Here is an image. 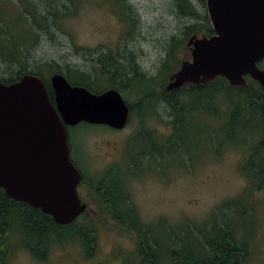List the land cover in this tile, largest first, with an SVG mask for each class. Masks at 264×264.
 Instances as JSON below:
<instances>
[{"label":"rangeland","instance_id":"1","mask_svg":"<svg viewBox=\"0 0 264 264\" xmlns=\"http://www.w3.org/2000/svg\"><path fill=\"white\" fill-rule=\"evenodd\" d=\"M4 1L0 5V17L7 21V31L21 40L28 27L27 20L20 15L25 0ZM37 1L40 0H26L27 8H33V2ZM54 1L60 16L64 12L69 14L61 19L59 30L53 28L51 34L41 33L29 58L30 68L56 61L62 66L72 64L90 70L89 60L98 54L113 52L128 57V65L132 58V64L138 65L148 78L154 77L161 83L168 77L159 89L169 94L166 87L170 77L182 62L191 60V52L186 47L191 35L188 38L184 35L190 20L178 13L170 0H126L130 7L122 2H118L122 7H116L111 0ZM39 7L44 9L45 5ZM174 41L178 48L176 58L171 61L169 53ZM76 47L86 52H77ZM167 63V71H163ZM5 69L0 64V71ZM41 71L46 79H51L53 72L45 67ZM161 71L164 73L158 79ZM123 85L128 86L121 92L123 97L136 107L125 131L116 133L101 125L86 123L69 127L73 160L84 170L88 169L87 177H99L117 162L116 153L124 147L125 139L138 133L141 120L145 129L156 131L154 137L158 141L173 135L167 102L154 100V109L152 104L150 108H141L139 92L134 87H151L137 79L124 80ZM225 101L228 99L222 97L213 104L212 99L187 101L185 108L192 114L179 126L180 136L174 140L180 149L173 155L167 153L163 164L152 175L148 171V176L136 180L132 185L133 200L142 220L155 227L153 236L166 248L183 254L189 262L200 261L206 254L205 243L215 244L221 230H232L237 231L240 245H248L250 253L248 256L241 253L228 264H264V172L259 175L263 180L247 175L250 171L258 172L264 162V150L257 156L254 168L248 166L244 172L240 171L250 147L262 140V121L258 111L252 113L250 109L245 114L242 112L232 125L228 117L229 127L224 128L227 117L212 114L219 111L221 104L225 108ZM144 140L135 139L132 150L146 147ZM128 167L127 162L120 168L124 178L129 177ZM110 176L115 179L114 174ZM91 214L86 220L98 238L95 260L87 264H114L118 254L132 258L135 255L133 236L103 211L96 208ZM84 220L79 218L78 222ZM63 239L67 244L53 248L45 263L37 262L19 248L7 264H85L83 250L74 243L79 238L68 231Z\"/></svg>","mask_w":264,"mask_h":264},{"label":"water","instance_id":"2","mask_svg":"<svg viewBox=\"0 0 264 264\" xmlns=\"http://www.w3.org/2000/svg\"><path fill=\"white\" fill-rule=\"evenodd\" d=\"M214 36H192L191 60L170 77V93L187 86L209 87L218 77L233 87H248L246 76L264 89V0H207ZM56 107L44 81L25 74L0 82V188L40 209L59 225H69L86 210L78 195L80 172L70 158L68 127L80 123L126 127L131 108L117 89L100 94L51 78Z\"/></svg>","mask_w":264,"mask_h":264},{"label":"trees","instance_id":"3","mask_svg":"<svg viewBox=\"0 0 264 264\" xmlns=\"http://www.w3.org/2000/svg\"><path fill=\"white\" fill-rule=\"evenodd\" d=\"M4 2V0H0V5ZM38 3L44 4V9L40 8ZM32 5L34 7L28 9L25 0L20 12V15L28 22V27L21 40H18L7 31V21L0 17V64L6 68L5 71H0V82L10 84L19 81L25 74L37 75L44 81L50 101L54 104V91L49 79H46L41 71L43 67L47 68L51 73L53 72V74L60 73L64 75L71 85L85 87L96 94L112 88L124 93L123 91L128 87L123 85L124 80L126 82L134 79L140 80L150 86L151 89L145 86L141 88L134 87V90L139 92V107L150 108L149 105L152 104V109H154L156 106L153 103L154 100H159V102L164 104L167 102L169 106L171 119L169 123L174 130L173 135L169 137L167 142L168 154L170 155L176 154L177 149H180L174 143V140L178 137V134L180 136L179 126L185 123L190 114H192L191 111L185 108L187 101L192 99L197 101L212 99L213 104V101L220 100L221 97L226 98L228 102H224L225 108L221 104L219 111L212 114V116L227 117L224 128L226 126L229 127V118L232 125L233 121L240 117L242 112H247V110L251 109L250 112L252 113L258 111L260 115L263 132L262 140L258 145L250 147V154L246 159V163L240 166V171L244 172L248 166L254 168V163L258 161L257 156L262 153L261 151L264 148V102L255 101L257 98L264 97V93H260L261 89L256 85L255 81L249 79V89L244 91L229 86L224 78H218L209 87L190 86L181 91L177 90L170 95L161 93L159 89L168 77L161 84L154 77L148 78L145 73L140 71L138 65L135 63L133 65L132 58L130 65H128L130 61L128 57L114 54L113 52L101 53L96 55L95 59L89 60V63L92 64L90 70L82 69L72 64L62 66L56 61L41 64L40 67L30 68L29 58L35 44L39 42L38 39L41 33L51 34L50 32L53 28L59 30L58 24L61 19H65L67 14H69L64 12L60 16V12H57V8H55L56 3L54 0H40L39 2H33ZM65 10L69 11V7L65 6ZM46 28L48 29L44 30ZM196 33H205L209 36L212 34V30L206 25H189L185 28L184 35L185 38H188ZM172 46L169 53V60L171 61L176 58L175 52H177L178 48L175 45V41ZM75 49L77 52H86L82 48L76 47ZM167 67L168 63L164 65L163 71H167ZM260 67L264 69V63H261ZM163 71L159 73L158 79L163 75ZM129 105L132 111L135 112V105L130 103ZM229 139L232 140L230 137ZM257 171H250L247 175L250 177L256 176L257 179L263 180L259 175L264 172V162ZM78 224L81 225L80 223ZM73 225H75L74 222L67 226L57 224L51 216L45 215L40 209H35L10 198L5 190L0 188V264H7L11 255L19 248L27 249L34 256L39 257L47 247L48 237L53 232L63 237L64 233L62 232ZM236 234L237 231L230 230L227 232L221 230L215 244H212V241L205 243L204 251L206 254L200 261L189 262L186 257H183V254H178L177 250L167 248L168 262L170 264H228L230 259L239 256L241 253L244 256H248L250 253L248 245L246 243L240 245L236 239ZM156 241L160 242L157 238Z\"/></svg>","mask_w":264,"mask_h":264},{"label":"flooded vegetation","instance_id":"4","mask_svg":"<svg viewBox=\"0 0 264 264\" xmlns=\"http://www.w3.org/2000/svg\"><path fill=\"white\" fill-rule=\"evenodd\" d=\"M111 1L115 3L116 7L122 5L118 2H122L130 7L126 0ZM70 2H72V0H70ZM170 2L178 8V13L189 18L190 25L209 26L212 30V34L208 37L215 35V32L211 27L207 0H170ZM192 36L201 38L207 35L205 33H196L190 37ZM261 63H264V60L261 61L260 64ZM245 78L247 81L250 79L249 76H246ZM49 81L52 87L51 79ZM215 81L213 83H215ZM226 82L229 86H231L227 80ZM255 83L261 89L260 93H264V89L261 88L260 84L258 82ZM234 88L247 91L249 86L245 88ZM255 101L264 102V97H261L260 99L257 98ZM53 105L56 107L55 92ZM133 114L134 112L131 109V116L128 124L121 130L113 129L104 125L102 126L109 128L116 133L123 132L130 126ZM140 116L144 118L146 115ZM141 121L142 124L138 133L134 137L132 136L125 139L124 147L116 153L117 162L108 167L107 170L99 177H87L88 169L84 170L83 167L74 162L69 137L68 143L70 146V158L81 175V181L77 188L78 195L82 204L86 205V210L75 220V225L68 227L66 231L62 233L65 234L70 231L79 238V240H76L74 243H78L79 247L83 250L85 264L94 262L95 260L94 251L96 249L98 236L94 227L88 223L86 218H89L92 215L91 213L96 212V208L97 211H103L105 215L107 214V216L111 217L123 231H126V233L132 235L134 238L133 247L135 255L132 258H127L124 257V255L122 256L121 254H118L119 256H117V261L114 264H169L167 248L161 241H156V237L153 236L155 227L142 220L138 207L133 200L135 191L134 187L132 188V185L136 184V180L145 177L144 175H152L155 170L159 169L168 153V140L166 138H160V141H158L154 137V132L156 131H148V129H145L146 127L143 125V120ZM167 123H165L166 127ZM137 138L143 140L145 139L144 141L147 142L145 143L147 146L132 150L133 142ZM127 162L130 172L129 177L124 178L120 173V168ZM148 171H150L149 174L147 173ZM110 174H114L115 179H112ZM79 218H84L86 221L84 220V222H78ZM48 238L49 242L47 243V247L43 250V253L39 257L34 256L27 249L24 250L37 262L45 263L49 259L53 248L67 244L66 240H64L63 237L56 232H53Z\"/></svg>","mask_w":264,"mask_h":264}]
</instances>
